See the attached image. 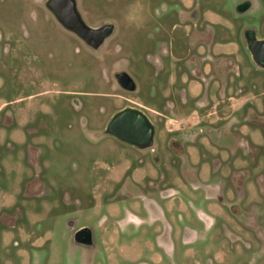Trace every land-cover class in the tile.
Segmentation results:
<instances>
[{
  "label": "rangeland",
  "instance_id": "374dc122",
  "mask_svg": "<svg viewBox=\"0 0 264 264\" xmlns=\"http://www.w3.org/2000/svg\"><path fill=\"white\" fill-rule=\"evenodd\" d=\"M46 1L0 0V202L14 208L8 221L0 218V264H92L106 258L104 252L85 253L72 240L68 219L76 217L96 228L110 211L124 217L129 205L102 203L107 200L100 194L103 178L119 179L126 169L133 173L141 153L108 133L106 126L116 111L137 101L156 108L153 101L159 100L165 84V75L156 77L151 62L158 48L182 46L192 31L211 33L217 47L234 55L240 67L238 75L235 69L226 72L228 80L236 76L246 86L255 84L239 98L259 102L264 92V68L252 59L241 34L251 26L264 36V0H251L246 10L245 0H77L88 25H114L97 48L63 25ZM120 71L133 78L135 90L120 85ZM149 113L156 119L154 111ZM156 121L159 129L178 125ZM156 146L167 153L158 140ZM126 154L137 164L126 161ZM150 155L149 150L142 153L145 164ZM143 164L139 173L145 171ZM247 168L251 182L244 195L233 192L221 200L208 196L203 186L181 181L175 164L167 183L159 184L174 193L165 199L153 189L157 202L167 209L173 250L158 242L163 228L142 207L137 211L145 220L139 225L117 224V248L108 251V261L264 264V193L258 183L264 165ZM229 173L224 166L199 170L202 181L220 187ZM95 203L102 204L94 209ZM234 206L255 215L258 226L244 222L253 231L234 222ZM7 210L0 204V215ZM186 226L196 234L187 243ZM95 234L100 243L103 232Z\"/></svg>",
  "mask_w": 264,
  "mask_h": 264
},
{
  "label": "flooded vegetation",
  "instance_id": "af4514ba",
  "mask_svg": "<svg viewBox=\"0 0 264 264\" xmlns=\"http://www.w3.org/2000/svg\"><path fill=\"white\" fill-rule=\"evenodd\" d=\"M245 2L244 10L249 9L252 5L250 0H245ZM46 3L48 5V0ZM48 7L50 8L49 5ZM59 21L65 25L60 19ZM71 30L75 31L89 45L96 48L102 45L113 32L112 30L107 34L98 46H94L76 30ZM241 34L247 48L249 39H264V36L259 37L256 30L251 26L243 28ZM186 36V42L182 41V46L172 44L169 47L165 45L158 48L159 50L154 53V56L151 55V62L155 66V76L158 77L161 73L165 75V84L160 98L158 101H153L156 108L152 109L144 105V100L137 101L135 106L130 105V107L143 111L153 123L152 144L139 146L112 134L136 147L141 156L143 152L148 153V150L151 153L150 161H147L146 164L143 156L140 157L139 155L141 163L137 164L132 159V155L128 156L126 154V161L133 160L137 164L133 173L126 169L119 179L108 175L103 178L100 194L105 196L107 200L102 203L109 207L116 206L119 203L129 205L125 208L124 217L117 218V214L110 211V213L102 215L96 228L79 222L76 217L68 219V225L72 231V240L80 247H84L85 253L88 251L94 253L104 252L107 255L106 258L103 257L104 262H101L102 258L92 264H111L108 261V251L112 252L117 248L114 237L118 236L121 230L117 228V224L124 221L122 228L125 227L127 222L139 225L145 220L137 211V209L141 210L142 207L145 209L147 217L159 221L163 228L158 236V242L165 245L168 252L173 250L172 225L166 218L167 209L157 202L153 195V189L159 190L164 198L170 197L174 193L175 190L170 188L162 187L160 189L159 184L165 185L167 183L169 171L175 164L178 167V177L182 178H180L181 181H187L190 185L203 186L208 192V196H214L221 200L233 192L244 195V192H246L245 187L251 182V173L247 165H264V92L260 93L263 96L259 98V102L239 98L238 95L255 86V84L252 83L246 86L245 81L239 80L236 76L228 80L226 74L228 70L235 69V73L240 74V67L234 55L222 52L217 47V42L213 39L211 33L192 31L186 33ZM201 41L204 44L200 43ZM198 43H200V46L196 48ZM201 46L203 49H200ZM248 51L254 60L249 48ZM255 63L264 68L256 61ZM118 73H116V77ZM208 75L211 77L208 78ZM214 90H216V95L212 94ZM153 92L154 94L158 93L156 86ZM149 109L155 112L158 121L170 120L173 124L176 122L178 125L159 129L158 123L151 116L152 113H149ZM259 123L261 124L259 125ZM259 136L262 139H258ZM157 140L166 147V154L158 150ZM142 164L146 166L145 171L139 173ZM223 166L227 167L230 173L224 179L222 187L215 184L209 185L201 180L199 176L200 169L211 172L213 169L218 170ZM255 170L262 169L255 168ZM258 183L261 186V192L264 193V170L259 172ZM102 203L91 205L94 208ZM0 204L3 208L9 209L7 210L8 214L5 212L0 215L1 222L8 221V217H11L14 208L10 207L11 203L8 205V203L0 202ZM201 215L206 216L203 212H201ZM231 216L234 222L243 230H254L253 228L249 230L248 227H244L245 223L250 226L257 224L253 213H249L238 206H234ZM207 217L209 216L207 215ZM95 231L98 232V237L103 232L104 238L100 240V243H98L99 238H96ZM184 233L185 243L196 237L195 230L190 229L189 226L184 227ZM200 263V261H195V264ZM139 264L149 263L139 262Z\"/></svg>",
  "mask_w": 264,
  "mask_h": 264
},
{
  "label": "water",
  "instance_id": "95a60500",
  "mask_svg": "<svg viewBox=\"0 0 264 264\" xmlns=\"http://www.w3.org/2000/svg\"><path fill=\"white\" fill-rule=\"evenodd\" d=\"M48 5L67 27L76 30L94 46H98L113 30L112 23L100 27L88 25L77 8L76 0H48ZM248 48L254 60L264 67V39H249ZM117 78L124 88L135 89L136 84L128 72L120 71ZM106 131L132 144L148 146L153 142L154 125L143 111L129 106L113 115Z\"/></svg>",
  "mask_w": 264,
  "mask_h": 264
},
{
  "label": "crops",
  "instance_id": "0c3cea01",
  "mask_svg": "<svg viewBox=\"0 0 264 264\" xmlns=\"http://www.w3.org/2000/svg\"><path fill=\"white\" fill-rule=\"evenodd\" d=\"M251 1V0H250ZM251 7H252V5H251Z\"/></svg>",
  "mask_w": 264,
  "mask_h": 264
}]
</instances>
